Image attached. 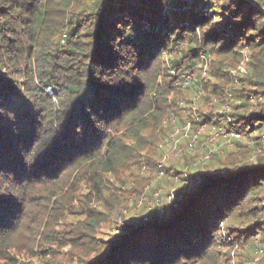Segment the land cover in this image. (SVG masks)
Wrapping results in <instances>:
<instances>
[{
	"label": "trees",
	"instance_id": "obj_1",
	"mask_svg": "<svg viewBox=\"0 0 264 264\" xmlns=\"http://www.w3.org/2000/svg\"><path fill=\"white\" fill-rule=\"evenodd\" d=\"M203 54L211 57L209 75L179 86L170 69H190ZM245 58L247 70L239 72ZM233 69L241 83L235 88ZM167 92L173 95L163 119L159 100L166 102ZM229 92L232 108L219 113L212 103ZM228 115L232 121L224 125L255 143L245 142V158L235 157L232 146L209 160L203 152L182 155L176 173L196 162L187 170L190 190L175 205L161 203L164 217L153 202L139 219L117 225L108 247L85 264H251L255 247L264 249V0H0L2 264H18L10 234L25 220L26 199L36 196L31 191L39 183L97 172L120 153L141 168L129 190L153 197L159 181L146 187L165 153L159 140L187 120L194 132ZM155 121L168 128L146 152L141 130ZM123 125L129 126L124 133H135L132 142L114 134ZM150 151L156 154L147 156ZM213 160L225 167L213 169ZM89 182L101 185L97 173ZM49 190L55 194V187ZM88 215H75L77 224L67 222L66 231L74 235L80 222L89 230L94 217ZM245 244L250 250L232 254Z\"/></svg>",
	"mask_w": 264,
	"mask_h": 264
},
{
	"label": "rangeland",
	"instance_id": "obj_2",
	"mask_svg": "<svg viewBox=\"0 0 264 264\" xmlns=\"http://www.w3.org/2000/svg\"><path fill=\"white\" fill-rule=\"evenodd\" d=\"M244 54L249 52L247 50L243 51ZM236 69H233V84L232 87L235 88L240 83L239 74H235ZM152 77L154 74L151 72ZM163 80V77L158 75L157 81ZM167 95L169 97H167ZM172 92H167L164 94L166 96V102L160 98L159 104L165 110L164 118L169 117L167 113V106L169 107V100L172 96ZM212 107L218 108L221 111V101L216 104L213 102ZM168 115V116H167ZM157 121L152 122L150 126L141 130L143 134L142 138L145 142L146 147L142 150L148 151L151 147L149 145L154 142V139L160 137L162 133L167 130L168 127H162ZM129 126L123 125L118 132L114 134L121 135L123 141L129 143L135 135L134 132L124 133ZM129 130V128H128ZM124 133V134H123ZM264 133V132H263ZM254 135V134H253ZM155 137V138H154ZM154 138V139H153ZM153 139V140H152ZM151 140V141H150ZM161 141V139L159 140ZM236 144L229 147L230 151H235L234 155L237 157L240 154V160L245 158V154L242 152L246 149L245 142L249 146L255 147V143L252 137H243ZM170 147H166L168 150V156L170 159L165 166H173L171 171H167L166 168L160 171H156V179L152 187L156 185V190L153 192L154 196H143L135 197V195L129 190L134 179L140 181L141 177L138 176L137 171H141L137 165H130L124 160V155L120 153L116 154L112 160L108 156V160L101 166L97 167V172L89 170L88 173L80 174L77 173L70 176L69 173H64L59 179L55 181H45L44 183H39V186L34 187V191L31 193L36 194L35 197L26 199V218L20 222L15 229H13L10 234H15L12 238V245L16 247L11 248V253L14 255L15 260L18 259L16 263L25 262V264H85L92 261L97 257L98 254L102 253L109 245L110 239L118 232V226L122 224H130L134 220L139 219L143 213H146L148 209L151 208L153 202H158L161 208L160 214L162 217L166 215V210L162 205L171 203L175 205V199L179 195L180 198L183 191L190 190V173L188 169H193L195 164H187L181 173H176L175 166L182 165L183 160L180 155H175L180 148V144L174 142H169ZM199 146V152H203L205 155L211 152L212 144L210 140L209 132L207 131L202 139ZM218 145L220 146L221 153L225 152L222 147L226 145L225 139H219ZM260 151V150H257ZM215 152V151H214ZM239 152V153H238ZM156 154L154 151H150L147 156H152ZM165 154V153H164ZM166 155V154H165ZM205 155L203 156L205 158ZM257 155V154H256ZM157 156V155H156ZM164 156V155H163ZM175 156V157H174ZM213 156V155H212ZM255 158V154L253 155ZM107 156L105 157V159ZM214 161V160H213ZM216 162V163H215ZM109 164L112 166V170L108 168ZM223 161L215 160L212 163V168L225 167ZM78 169H75L77 171ZM154 171V167L151 168ZM161 171L164 173L161 174ZM65 172V171H64ZM67 172V171H66ZM97 173V178L101 181V185L98 189L89 184V179H92ZM86 175V177H85ZM145 175V174H144ZM146 179L143 181L146 182ZM144 183L139 182L137 185H142ZM121 186V189H119ZM55 187V194L49 190V188ZM158 191V195L155 194ZM31 195V194H30ZM48 196V198L45 197ZM160 198V201L157 199ZM92 207V208H91ZM162 208L164 211H162ZM91 209V211H90ZM78 213H83V218H89V213L94 217L93 225L86 228L85 223L80 222L78 225L74 226L75 234L79 236L74 238L71 232H67V222L70 223L74 220L75 224L78 218L75 217ZM25 216V215H24ZM122 216L119 223L118 218ZM99 218L100 221H95ZM91 234L95 235L93 237ZM72 238V239H70ZM86 243V244H83ZM93 242V244H91ZM89 243V244H88ZM89 245L98 246L95 250H92ZM250 245L245 244L243 247H238L237 251H232V254L242 253L250 250ZM219 250L225 251L228 246H221ZM249 248V249H248ZM259 247H255L254 259L250 261L251 264H257V261L262 257L263 253L258 251ZM94 256V258H93ZM5 259H0V263H4ZM190 263V262H189ZM192 264V263H191ZM197 264H201L200 262Z\"/></svg>",
	"mask_w": 264,
	"mask_h": 264
},
{
	"label": "built area",
	"instance_id": "obj_3",
	"mask_svg": "<svg viewBox=\"0 0 264 264\" xmlns=\"http://www.w3.org/2000/svg\"><path fill=\"white\" fill-rule=\"evenodd\" d=\"M169 54L165 55V59H168ZM248 58H245L237 67V70L239 72H246L247 70V63L246 61ZM210 62H211V57L207 55H201V59L194 65V67L190 69H186L184 71L176 72L174 69H170V72L173 73L174 75H177L178 80L177 83L179 86L182 88H186L188 86L197 84L199 80L207 77L209 75V67H210ZM203 90L200 88L198 90L197 95L195 96V99L200 97L202 94ZM232 96V92H229L225 98L224 101H221V111L219 113H227L231 110L232 105L229 101L230 97ZM215 102L216 98H214ZM175 120V116L173 117ZM231 122L232 119L228 115L226 117H223L221 119L216 118L211 124L207 122L201 123V125L193 132L192 127L193 123L191 120H187L183 125H179L176 127V129L169 135L167 136L163 141H160L158 144L159 148H164L165 149V154L162 157L160 163H159V171L164 169L163 165L165 166L168 160L170 159V156H168L167 148L170 147L169 142H174L180 144V148L178 147L177 152L175 155H189V154H194L199 152V149L201 146H199L201 143V139L203 135L208 131L210 135V140L212 144V149L211 152L205 155V159L209 160L213 156L214 151L220 150V146L218 145L219 139L224 138L226 142V146H232L234 145L235 139L240 140L243 138V134L241 132L235 131L233 129H230L229 126L224 125V122ZM263 139H264V133H263ZM175 157V156H174ZM179 157V158H180ZM196 164V162L194 163ZM164 172L161 171V174ZM147 185L146 191L150 190L151 186L154 184V180ZM191 177L189 178V180ZM158 195V191L155 193ZM160 201V198L157 199ZM158 203V202H157ZM163 207V206H162ZM161 210V209H160ZM162 211L164 209L162 208ZM125 224H122L124 226ZM118 230V229H117ZM119 232V230H118ZM117 232V233H118ZM258 251L260 253L264 252L263 248H259Z\"/></svg>",
	"mask_w": 264,
	"mask_h": 264
}]
</instances>
